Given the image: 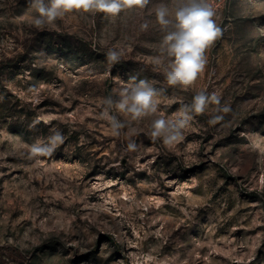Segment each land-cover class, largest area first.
Returning a JSON list of instances; mask_svg holds the SVG:
<instances>
[{
	"label": "rangeland",
	"instance_id": "374dc122",
	"mask_svg": "<svg viewBox=\"0 0 264 264\" xmlns=\"http://www.w3.org/2000/svg\"><path fill=\"white\" fill-rule=\"evenodd\" d=\"M178 2L39 30L29 0H0V264H264V0H208L224 32L189 91L167 83L155 16ZM140 80L160 90L157 116L111 110L115 136L104 100ZM201 90L231 111L210 105L178 143L154 140L152 119L175 120ZM54 130L64 143L30 159Z\"/></svg>",
	"mask_w": 264,
	"mask_h": 264
},
{
	"label": "clouds",
	"instance_id": "9594fccd",
	"mask_svg": "<svg viewBox=\"0 0 264 264\" xmlns=\"http://www.w3.org/2000/svg\"><path fill=\"white\" fill-rule=\"evenodd\" d=\"M151 0H29L30 6L37 12L34 26L43 30L47 25L54 24L73 12L103 13L117 17L123 12H142ZM216 13L208 0H179L174 9L161 3L156 7V21L165 33L163 37V52L168 58L164 66V75L169 86L178 87L183 91L195 88L198 78L205 72L208 63L206 50L223 36L224 30L216 23ZM146 29L147 24L141 25ZM122 51L110 49L107 59L110 64L120 62ZM157 65L163 62L157 58ZM160 90L154 88L148 81L140 80L130 88L121 91L118 99L109 96L104 100V115L106 116L115 136L125 128L116 115L110 111L125 115L133 121L156 117L158 113L157 97ZM210 105H215L216 113L227 114L231 111L229 105H221V98L215 92L197 91L191 104H182L175 120L154 118L151 123V136L161 139L166 146H173L181 141L183 131L190 124L193 115H203ZM223 120V115H214L208 122L215 125ZM64 143L63 135L54 130L47 144H34L30 149V159L50 157L55 149ZM128 149L136 150V144L130 142ZM255 150V149H254ZM39 162V161H37ZM257 165L264 168V151L257 156Z\"/></svg>",
	"mask_w": 264,
	"mask_h": 264
}]
</instances>
